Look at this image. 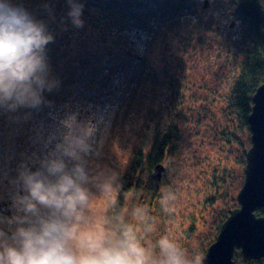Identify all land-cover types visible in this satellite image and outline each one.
<instances>
[{"label": "rangeland", "instance_id": "374dc122", "mask_svg": "<svg viewBox=\"0 0 264 264\" xmlns=\"http://www.w3.org/2000/svg\"><path fill=\"white\" fill-rule=\"evenodd\" d=\"M172 1L174 11L178 3ZM228 2L186 0L185 5L192 12L185 13L184 7L182 13L185 15L175 17L179 12H174V19L172 13L166 18L163 13L161 16L152 15L142 22L125 17L121 19L120 29L110 26V32L114 34L108 38L104 37L106 30L101 24L97 27L103 32L92 26V13L83 15L79 36L67 41L71 53L87 49L88 54L81 57V65L66 76L65 73L59 75L61 84L50 91L52 97L46 96L48 91L42 93L46 103H42L39 109L0 110V162L5 164L0 166V197H4L0 201L10 207L11 202L7 199L11 188L9 181L17 177L22 163L36 171L38 164H33L31 157L33 154L42 157L59 142L53 141L48 149L43 147V140L57 133L58 121L68 113H78V122H99L94 147L100 155L86 157L88 166L93 169L107 167L120 176L124 175L130 163V151L134 148L132 145L144 126L146 135L145 138L142 135L141 147L146 156L154 137L153 128L163 130L173 123L172 115L166 112V99L171 90L170 82H173L176 93L183 94L181 100L174 101L178 103L174 110L184 115L186 121L175 123L179 141L170 158L167 186H159L157 208L148 212L156 221L155 230L145 231L134 215L136 209H145L140 202L142 198L143 201L147 199L149 191L137 190L135 196L129 192L128 202L132 199L133 204L125 211L128 223L134 225L144 245L155 248L159 238L167 237L177 242L189 257L202 259L201 253L207 250V237L224 215L238 207L236 196L243 184L246 164V161L244 165L237 163L241 159L238 151L243 147L238 143L236 147H224L218 134L230 120L222 113L223 97L229 91L236 72L235 63L243 51L239 42L246 43L240 21L233 16ZM262 5L264 7V0ZM102 16L97 23L108 22ZM177 21L179 24L175 23ZM195 24H200L201 28ZM206 26H211L209 31L205 30ZM108 39L120 40V44L114 45L107 42ZM98 58L105 60L99 62ZM108 61L114 63L112 68ZM59 65L63 66L60 62ZM49 79H52L50 68ZM41 111H46L47 117L40 114ZM237 137L248 150V132H239ZM163 166L160 183L164 179L166 162ZM215 169L228 170V179L214 207L204 209L198 203L202 201V183ZM140 175L143 182L144 171ZM92 191L95 193L94 188ZM166 193L175 198L164 208L161 200ZM96 206L106 207L107 201L100 199ZM190 224L193 230L185 238L183 232ZM237 260L238 264H243L239 257Z\"/></svg>", "mask_w": 264, "mask_h": 264}, {"label": "clouds", "instance_id": "9594fccd", "mask_svg": "<svg viewBox=\"0 0 264 264\" xmlns=\"http://www.w3.org/2000/svg\"><path fill=\"white\" fill-rule=\"evenodd\" d=\"M67 3L73 26L82 27L83 4ZM52 41L43 22L11 0H0V110L39 109L46 103L42 93L58 86L49 79L45 54ZM77 116L66 114L57 133L43 140L44 149L59 142L42 157L33 154L36 171L22 163L9 181L11 216L0 214V264H201L199 256L189 257L167 237L159 238L155 248L139 240L118 202L119 173L88 166L86 157L100 155L94 147L99 122H78ZM174 198L164 194L161 206L167 208ZM100 199L106 207L96 206ZM134 215L145 231L155 230L146 209Z\"/></svg>", "mask_w": 264, "mask_h": 264}, {"label": "trees", "instance_id": "16d2710c", "mask_svg": "<svg viewBox=\"0 0 264 264\" xmlns=\"http://www.w3.org/2000/svg\"><path fill=\"white\" fill-rule=\"evenodd\" d=\"M170 1L173 5L172 0H77V2L83 4L81 17L92 13V18L94 20L92 26L95 29L98 28L99 32H103L97 27V24H101L106 30L104 37L107 38L110 34H114V32H110V26H116L115 28L120 29L122 26L121 19H124L125 17L133 18L142 22L152 15L161 16L163 13L165 14L163 15V18H166L165 16L172 13V18L174 19V12H179L175 17H179V15L183 16L185 13L192 12V9H190L189 6V8L186 7V0H175L178 5L174 4L177 8L174 9V11ZM262 2L263 0H229L228 2L229 7L233 10V16L240 21L243 33L246 36V43L243 44L239 42V44L243 46V51L240 54L239 60L235 63L236 72L229 91L226 96L223 97L225 103L222 113L230 120L227 121L228 126L220 130L218 134L224 147H236L237 143L239 146L241 145L243 147L238 151L241 159H239L237 163L240 165H244L248 150L247 147H244L237 139V133L247 131L251 138L248 118L253 107V96L257 89L264 84V7ZM11 3L22 6L35 21L43 22L46 25L47 31L53 36V41L45 47V54L47 57L48 68H50L52 72L51 80L59 82L58 85H60L61 80L58 81L59 75L65 73L64 75L66 76L69 72L74 71V67L81 65V57L88 54L86 53L87 49L73 53L70 52L71 49H69L70 46L67 41L79 36L80 31L73 26L71 18L68 16L70 7L67 0H13ZM89 7H93V9H96L97 11L93 9L90 10ZM184 7L186 9H184ZM183 9L185 13H182ZM102 15L108 20L107 23H97V21H99L98 18ZM81 17L80 19H82ZM179 22L180 21H177L175 23L179 24ZM194 26L198 29L201 28L200 24H195ZM210 28L211 26H206L205 30L209 31ZM92 30L96 34V30L93 28ZM107 42H111L114 45L120 44V40L116 42L109 40ZM103 59L104 58H102V60L98 58L96 60L102 62ZM59 62L63 65L62 67H59ZM108 62H110V66L114 64L111 63L112 61ZM170 86L171 90L166 99V112L167 114L172 115L171 119L173 123L167 125L163 130L159 127L153 128L154 137L146 156L143 155L141 147L143 141L142 135L145 138L146 127L144 126L145 129L137 135L138 137L132 145L134 148L129 154L130 163L124 175L122 174L120 176L119 181L121 189L118 202L123 211L133 204L132 199L130 203L128 202V193L132 192V195L135 196L137 190L140 189H143L145 193L149 191L147 199L143 201L144 198H142L140 205L142 204L148 212H151L153 208H157L156 205H158V203L156 202V199L158 197V190L154 188L150 181V173L159 163L163 165V163L166 162L167 164L166 171L163 175L164 179L160 184V187L165 188L167 186V171L171 169L170 158L174 154L175 144L179 141L175 123L177 121H186L184 115L177 112V110H174V107L178 104L174 103V101L176 99L181 100L179 98H182L183 94L180 95L176 93L173 82H170ZM55 89L56 88H53V91ZM46 96L52 97L51 92H46ZM148 112L149 110L147 113ZM250 138L248 139V147H250ZM143 171L145 179L142 182V179L139 177L141 176L140 174H143ZM227 173L228 170L226 169H224L223 172L218 169L212 170L209 177L205 180V183H202L203 185L200 194L202 201H198V203L201 204L204 209L207 206L214 207L215 200L221 197L220 191L223 190V185L228 179ZM141 182L143 185H141ZM225 196L227 197V195ZM256 214L259 217L264 216V209H259ZM228 215L229 214L224 215L219 225H217L216 229L210 234V237H207V247L214 242L221 225L227 219ZM189 226L183 232L185 238L186 236L189 237L190 231L193 230V225L190 224ZM204 254L205 251L201 253V256ZM238 257L242 260L240 253L236 256L237 264ZM243 264H264V259L250 263L243 262Z\"/></svg>", "mask_w": 264, "mask_h": 264}, {"label": "water", "instance_id": "95a60500", "mask_svg": "<svg viewBox=\"0 0 264 264\" xmlns=\"http://www.w3.org/2000/svg\"><path fill=\"white\" fill-rule=\"evenodd\" d=\"M248 124L251 145L246 153L243 184L237 195L238 207L230 211L201 264H236L238 251L244 263L264 259V216L256 214L264 209V84L253 96ZM163 172L164 166L160 163L152 170L150 179L156 190ZM0 211H7L4 203L0 204Z\"/></svg>", "mask_w": 264, "mask_h": 264}]
</instances>
